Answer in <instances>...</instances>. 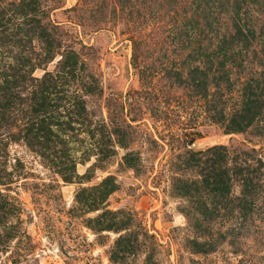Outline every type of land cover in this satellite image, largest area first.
Returning <instances> with one entry per match:
<instances>
[{
  "label": "rangeland",
  "instance_id": "rangeland-1",
  "mask_svg": "<svg viewBox=\"0 0 264 264\" xmlns=\"http://www.w3.org/2000/svg\"><path fill=\"white\" fill-rule=\"evenodd\" d=\"M259 1L228 16L195 15L207 0L0 1L11 24L45 27L11 34L31 77L53 79L57 137L46 156L0 146V264H264ZM215 38L230 51L208 59Z\"/></svg>",
  "mask_w": 264,
  "mask_h": 264
},
{
  "label": "trees",
  "instance_id": "trees-1",
  "mask_svg": "<svg viewBox=\"0 0 264 264\" xmlns=\"http://www.w3.org/2000/svg\"><path fill=\"white\" fill-rule=\"evenodd\" d=\"M238 1L243 4L248 3L249 0H207L202 8L198 6L193 12L195 15L199 12L205 15L206 12L219 9L222 10L220 12L221 15L228 16ZM263 1L261 0L259 3L263 4ZM32 9L35 8L33 7L30 10ZM27 13L21 15L26 16ZM26 26L24 23L11 24L7 14L0 11V58L11 61L10 64L0 68V146L5 149L7 142L22 140L27 147L38 149L36 151H38L39 155L46 156V153L54 149L53 145L56 143L55 139H57L52 130V126L56 124L51 122L54 108L51 105L53 101L51 97L56 93V88L55 85L49 86L48 84V82L51 83L53 80L51 76L50 79L43 78L41 81L38 78L33 79L31 77L40 64H37L36 60L29 56L31 54L29 49L21 43V40H16L17 38L11 32L19 30L22 39L24 38L26 43L29 44L34 39L39 41L43 38V29L45 27L39 21L28 26L27 30H23L22 28ZM245 31L250 32L251 35L254 34L252 30L245 29ZM215 40L217 41L218 39L215 38ZM216 43L217 47L215 48H218V51L215 55L207 56L208 59L210 57L212 59H221L228 55L230 50L226 47L224 38ZM19 46L22 47V50H19ZM35 82H39V84L35 85ZM251 82L256 83L253 80H250V82L246 81L244 90H248L251 87ZM251 95L250 97H254L255 100L251 102V100L246 99L247 105H244L242 111L243 119L247 123H251L253 116L257 117L259 115L257 111L263 109V105H259L263 95L261 93L257 95L251 93ZM250 103L251 105H249ZM2 151L0 149V159L5 156V152ZM2 163L0 161V166H2ZM2 179L0 176V185H4ZM0 198L1 200H8V196H4L1 193ZM9 238L10 236H8Z\"/></svg>",
  "mask_w": 264,
  "mask_h": 264
}]
</instances>
